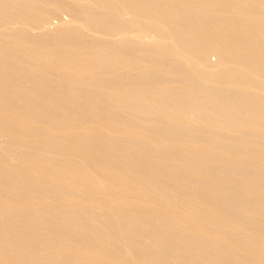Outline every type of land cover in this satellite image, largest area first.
<instances>
[{"label":"bare ground","instance_id":"1","mask_svg":"<svg viewBox=\"0 0 264 264\" xmlns=\"http://www.w3.org/2000/svg\"><path fill=\"white\" fill-rule=\"evenodd\" d=\"M259 192L264 0H0V264H264Z\"/></svg>","mask_w":264,"mask_h":264},{"label":"rangeland","instance_id":"2","mask_svg":"<svg viewBox=\"0 0 264 264\" xmlns=\"http://www.w3.org/2000/svg\"><path fill=\"white\" fill-rule=\"evenodd\" d=\"M63 15H60L59 16V18L62 16L63 17V20H66V19H69V16L67 15V14H65V13H62ZM59 18H55V19H52V21H51V25L49 24V26L51 27V28H53L54 26H55V24L58 22V20H59ZM60 19H62V18H60ZM209 60L211 61V62H214L215 60H216V56L215 55H213V54H211L210 56H209ZM256 198H258V201H257V204L258 205H255V206H249L247 209H246V214L247 215H249L248 216V218L247 219H249L250 220V222L248 221V223H246V224H242V227H240V235L241 236H243V237H245V238H256V237H260V234H261V231H260V229L258 230L257 228H259L260 227V225H262L263 223H264V212L262 211V208H264V192H259L258 193V196L256 197ZM261 198H262V200H261ZM259 200H261L260 202H259ZM263 201V202H262ZM259 206V207H258ZM249 208H251V209H249ZM264 210V209H263ZM259 211V212H258ZM249 212V213H248ZM260 213H262V214H260ZM260 214V215H259ZM253 218H252V217ZM255 218H257L256 220H255ZM258 218H259V221H258ZM261 218H263V220L261 219ZM252 219V220H251ZM254 221V222H253ZM250 223V224H249ZM257 225V226H256ZM90 226V225H89ZM244 226H246V227H244ZM250 226H256V229L255 228H252V227H250ZM64 227H66V228H68V225L67 224H65V226ZM246 228H247V230H246ZM243 232V233H242ZM246 234H245V233ZM253 232H255V234L253 233ZM258 234V235H257ZM3 240L5 241L6 240V238L5 237H3ZM95 247L97 248V245H95ZM42 249L40 248V249H35V253H39L40 251H41ZM113 250V246H111V245H108L107 246V252H109V251H112ZM38 251V252H37ZM47 261H48V263H47ZM106 261H110V259H107ZM47 264H49L50 263V259L48 260H46L45 261ZM46 263H44V264H46Z\"/></svg>","mask_w":264,"mask_h":264}]
</instances>
